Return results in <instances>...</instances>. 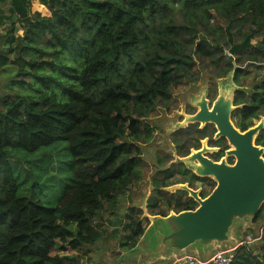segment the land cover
<instances>
[{"label":"trees","instance_id":"1","mask_svg":"<svg viewBox=\"0 0 264 264\" xmlns=\"http://www.w3.org/2000/svg\"><path fill=\"white\" fill-rule=\"evenodd\" d=\"M16 14L22 34L0 33V71L14 74L0 82V264H83L103 236L95 222L145 176L156 109L202 73L223 74L228 53L264 61V0H12L0 26ZM62 140L72 177L56 203L20 195L9 151ZM141 213L130 207L119 248L142 235ZM255 221L261 244L232 264H264V204Z\"/></svg>","mask_w":264,"mask_h":264},{"label":"water","instance_id":"2","mask_svg":"<svg viewBox=\"0 0 264 264\" xmlns=\"http://www.w3.org/2000/svg\"><path fill=\"white\" fill-rule=\"evenodd\" d=\"M236 88L235 85L219 87L212 113L207 111L203 96L200 100L201 114L217 120L220 128L227 127L225 133L235 146L232 151L237 158L235 164L230 165L225 160L211 163L199 156L203 167L196 166L198 173L216 180L215 188L205 198L186 185L167 187L187 189L198 202L193 209L171 210L162 215L149 213L144 202L133 205L143 211L142 218L146 217L148 224L135 245L128 250H118L120 255L113 264H154L188 254L207 261L217 250L235 248L243 231L258 227L255 218L264 204V157L263 148L256 146L254 140L264 127V118L245 132L231 124L229 115L235 108ZM133 252V256L128 255Z\"/></svg>","mask_w":264,"mask_h":264},{"label":"flooded vegetation","instance_id":"3","mask_svg":"<svg viewBox=\"0 0 264 264\" xmlns=\"http://www.w3.org/2000/svg\"><path fill=\"white\" fill-rule=\"evenodd\" d=\"M225 57L230 64L223 63L221 65L226 70L223 74L214 73L216 70L204 72L196 81H202L207 75L205 73H208L211 87L205 93L202 90L200 97L194 99L192 105L187 107L178 127L169 133L173 151L162 153L160 149L157 150L158 169L152 176L153 189L147 201L148 212L151 214L176 211L175 205L178 203L184 207L198 205L197 199L187 189L176 187L174 190H169L167 188L169 186L186 185L194 191H199L198 195L201 198H205L211 193L216 186V180L213 176L198 173L196 166L203 167L199 156L211 163H220L225 160L228 164L233 165L237 160L232 152L235 146L225 133L227 127L220 128L217 120L211 116L204 117L201 114L203 108L200 102L203 98L207 101V111L210 113L213 111L219 96L217 79L226 78L233 72L231 76L237 88L233 98L235 108L230 112L229 119L235 128L240 132H245L264 118V61H254L245 57L231 56V54H226ZM242 87H244V91L239 89ZM254 144L263 148L262 156L264 157V127L255 137ZM177 157L180 159L179 161H175ZM165 169L166 173H159ZM155 176L158 179H154ZM151 205L154 206L151 207ZM142 216L143 213L140 214V218Z\"/></svg>","mask_w":264,"mask_h":264},{"label":"rangeland","instance_id":"4","mask_svg":"<svg viewBox=\"0 0 264 264\" xmlns=\"http://www.w3.org/2000/svg\"><path fill=\"white\" fill-rule=\"evenodd\" d=\"M9 7L10 0L0 3V8L6 12ZM33 7L34 4L32 8ZM18 17L19 15L16 14L12 17L13 19L11 21H8V24L6 23L0 26V33L10 31L11 34V32H13L12 37L11 35L9 36L11 39H16L18 35H21L22 30H19L17 27L20 26L21 23V20L18 21ZM5 27L8 28L6 29ZM257 39L258 38H254L253 42H256ZM12 70L13 66H8L7 70L0 71L1 83L6 84L11 81L14 76L11 72ZM205 74L207 75L202 81L196 83L191 82L188 85L179 87L174 92V98L171 104L158 107L154 115L151 116L149 121L155 127V136L151 141L143 144L144 157L148 163L145 176L137 185L132 186L121 196L119 204L120 208L116 213H104L103 217L95 222V224L102 230L103 236L97 241L92 252V258L85 261L83 264H110L116 261V258L120 255L113 257L114 252L111 250L119 247L118 241L125 233L124 225L128 222L126 214L130 211V207L133 205L144 202L147 207V201L151 196L150 193L153 189L151 179L158 169V157L156 159L157 150L160 149L162 153L173 151V145L169 141V133L178 127L186 113L187 107L192 105L194 99L200 97L202 90H207L211 87L209 75L208 73ZM231 74L233 75V72H231ZM217 81L218 87L222 85L233 87L235 85L231 76L217 79ZM9 159L14 167L19 182V194L33 199H39L45 204L54 205L71 181L72 157L68 151L66 141H57L53 145L43 147L35 152L11 149L9 151ZM143 223L145 224L146 221L143 220ZM257 224L258 227L254 228L252 231L254 234H257V231L261 226L260 222ZM249 231L250 230L243 231L240 236L247 235ZM259 244H261V242H255L251 245L257 246ZM71 252L72 250H68L66 253ZM64 253L65 252L59 245L54 247L52 251V254L54 255H64ZM105 253H110L113 256H107L108 260L104 263L103 256ZM134 254L135 252L128 255L133 256Z\"/></svg>","mask_w":264,"mask_h":264},{"label":"built area","instance_id":"5","mask_svg":"<svg viewBox=\"0 0 264 264\" xmlns=\"http://www.w3.org/2000/svg\"><path fill=\"white\" fill-rule=\"evenodd\" d=\"M263 235V227L260 226L257 234L252 233L250 230L247 235L241 236L238 239V244L235 248L226 250H217L210 259L207 261H201L193 255H185L173 260V264H232L236 250L244 245H251L255 242H261Z\"/></svg>","mask_w":264,"mask_h":264},{"label":"crops","instance_id":"6","mask_svg":"<svg viewBox=\"0 0 264 264\" xmlns=\"http://www.w3.org/2000/svg\"><path fill=\"white\" fill-rule=\"evenodd\" d=\"M6 0H0V3H2V2H5ZM12 5V0H10V6ZM241 236L239 235V238H240ZM120 248L118 247L117 249H112L111 251L112 252H115V251H118ZM119 252V251H118ZM92 255V254H91ZM107 256H113V255H111L110 253H105V255L103 256V260H104V263H105V261L106 260H108L107 259ZM113 257H115V256H113ZM154 264H173V260L172 259H166V260H161V261H157V262H155Z\"/></svg>","mask_w":264,"mask_h":264}]
</instances>
